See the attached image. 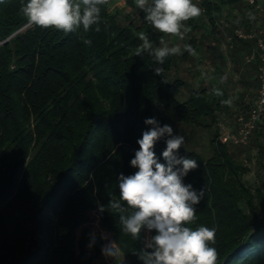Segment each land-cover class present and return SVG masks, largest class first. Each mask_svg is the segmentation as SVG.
Here are the masks:
<instances>
[{"label": "trees", "instance_id": "16d2710c", "mask_svg": "<svg viewBox=\"0 0 264 264\" xmlns=\"http://www.w3.org/2000/svg\"><path fill=\"white\" fill-rule=\"evenodd\" d=\"M125 1L136 18L111 9L108 0L100 6L99 22L87 32L64 33L30 24L20 12L26 0H0V264H107L101 232L116 242L115 264H143L140 255L151 251L145 243L155 230L143 228L133 238L121 232L117 210L106 206L113 195L119 197L118 175L137 170L130 161L138 139L151 127L144 121L154 117L178 134L169 109L177 122L215 127L210 157L184 144L179 149L198 164L184 183L204 189L194 206L196 220L186 226L215 228L217 264H264V117L249 145L222 143L216 126L230 109L228 92L215 81L179 100L186 85L177 71L179 55H169L163 64L147 53L136 55L140 32L154 48L175 46L174 37L150 25L134 0ZM242 1L193 3L216 27L215 14ZM199 18L184 22L195 51ZM240 23L250 27L249 18ZM231 34L235 61L263 37L262 32L253 39ZM189 57L188 51L181 55L182 60ZM249 63L258 71L259 86L262 60L258 56ZM155 68H162V74L156 75ZM216 89L222 95L216 96ZM165 140L154 147L161 163ZM253 148L260 185L245 178L252 169L238 160L241 153L251 157Z\"/></svg>", "mask_w": 264, "mask_h": 264}, {"label": "clouds", "instance_id": "9594fccd", "mask_svg": "<svg viewBox=\"0 0 264 264\" xmlns=\"http://www.w3.org/2000/svg\"><path fill=\"white\" fill-rule=\"evenodd\" d=\"M107 3L108 0H26L20 12L30 24L41 29L72 33L82 28L87 32L99 22L100 6ZM134 4L144 11V19L158 32L180 39L189 30L184 22L202 14L193 0H134ZM250 18L254 16L250 14ZM139 39L142 43L136 55L147 53L158 64H163L169 55L181 53L179 46L154 48L144 32L139 33ZM184 48L196 55L191 45ZM154 72L161 75L163 69L155 68ZM214 94L222 95L218 89ZM144 122L151 127L138 139L139 149L130 161L137 170L131 175H118L119 197L113 195L106 208L117 210L121 232L133 238H139L143 228L149 232L155 230L156 234L145 243V249L151 251H142L140 255L143 264H217L219 253L212 246L216 243L215 228L186 226L196 220L194 206L203 199L204 189L197 191L191 184L184 183L189 172L198 167L196 160L179 154L185 137L174 135L171 126H161L154 117ZM165 137L166 148L162 152L165 163H161L154 147ZM99 210L104 212L105 206ZM102 253L115 258L118 255L116 242L105 244Z\"/></svg>", "mask_w": 264, "mask_h": 264}, {"label": "rangeland", "instance_id": "374dc122", "mask_svg": "<svg viewBox=\"0 0 264 264\" xmlns=\"http://www.w3.org/2000/svg\"><path fill=\"white\" fill-rule=\"evenodd\" d=\"M111 9L119 10L122 13H131L136 18V12L133 11L125 0H109ZM254 16V19L250 18ZM215 19L216 27L211 24L208 14L202 11L197 23L200 24L193 35L197 39L196 55H191L187 60H182L181 55L185 53V45H188V40L191 37V32L186 31L184 38L174 37V45L181 48V53L178 54L177 71L186 81V85L178 94L181 101H185L193 88L211 87L212 82L217 83L218 87L228 92L230 109L226 113L220 115L219 124L233 129L236 126L237 116L251 107L257 95L258 86L255 84L258 81V71L249 63L248 53L240 60H233L231 57V45L228 41L231 33L237 29H244L248 32H262L264 37V1L243 0L237 5H227L220 12H217ZM249 18V28L243 27L240 23L242 19ZM214 28V30H213ZM189 29V28H187ZM256 48V47H255ZM254 48V49H255ZM243 54V52H241ZM240 53V54H241ZM224 61V62H223ZM170 121L174 125L179 135L185 137L184 146L188 149L195 150L200 155L208 158L212 155L211 139L213 138L214 130L194 125H186L176 121V114L172 109L168 111ZM250 144V143H249ZM248 144V145H249ZM232 151H238L235 146H230ZM256 151L254 148L251 151L253 163L246 157V153H241L238 160L249 165L252 172L246 175V179L252 185H260L258 178V168L255 162ZM105 240V244L112 241L110 235L104 232L100 233ZM121 255V253H119ZM121 260L123 258L120 256ZM102 260L107 264H115L111 257L102 255Z\"/></svg>", "mask_w": 264, "mask_h": 264}, {"label": "built area", "instance_id": "2783aa9c", "mask_svg": "<svg viewBox=\"0 0 264 264\" xmlns=\"http://www.w3.org/2000/svg\"><path fill=\"white\" fill-rule=\"evenodd\" d=\"M235 36L242 39H253L257 37L256 32H246L243 29L235 30ZM232 36L228 41L231 42ZM262 60L259 68V86L254 104L244 112H241L236 118V126L233 129L222 126L219 134V140L222 143H230L232 145H248L254 130L264 117V38H258V44L255 49L247 57L248 62H252L258 58Z\"/></svg>", "mask_w": 264, "mask_h": 264}]
</instances>
